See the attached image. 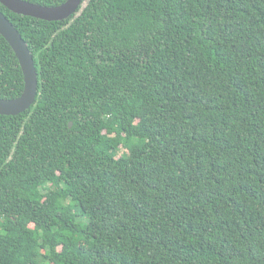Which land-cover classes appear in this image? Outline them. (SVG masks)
<instances>
[{"label": "trees", "instance_id": "obj_1", "mask_svg": "<svg viewBox=\"0 0 264 264\" xmlns=\"http://www.w3.org/2000/svg\"><path fill=\"white\" fill-rule=\"evenodd\" d=\"M0 10V264H264V0Z\"/></svg>", "mask_w": 264, "mask_h": 264}, {"label": "water", "instance_id": "obj_2", "mask_svg": "<svg viewBox=\"0 0 264 264\" xmlns=\"http://www.w3.org/2000/svg\"><path fill=\"white\" fill-rule=\"evenodd\" d=\"M88 0H66L57 5H43L28 0H0L12 12L35 18L63 20L79 10ZM0 34L13 49L24 76V89L15 98L0 97V114L17 115L29 109L36 101L38 92V71L28 43L15 25L0 10ZM72 122H70V126Z\"/></svg>", "mask_w": 264, "mask_h": 264}]
</instances>
